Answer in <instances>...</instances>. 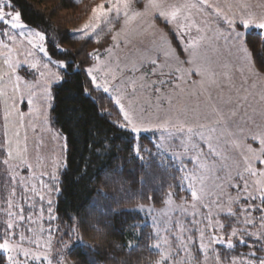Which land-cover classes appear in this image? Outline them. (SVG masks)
<instances>
[{
	"label": "rangeland",
	"instance_id": "rangeland-1",
	"mask_svg": "<svg viewBox=\"0 0 264 264\" xmlns=\"http://www.w3.org/2000/svg\"><path fill=\"white\" fill-rule=\"evenodd\" d=\"M75 1L60 15L73 39L94 44L86 68L93 87L135 135L138 156L171 161L181 174L179 200L171 194L161 208H138L162 254L158 264H264L221 256V247L245 245L237 213L240 226L264 227V74L245 44L253 30L264 38V0ZM66 68L45 35L0 0V233L8 264H72L70 250L85 242L56 213L66 138L51 109Z\"/></svg>",
	"mask_w": 264,
	"mask_h": 264
},
{
	"label": "trees",
	"instance_id": "trees-1",
	"mask_svg": "<svg viewBox=\"0 0 264 264\" xmlns=\"http://www.w3.org/2000/svg\"><path fill=\"white\" fill-rule=\"evenodd\" d=\"M8 1L26 25L45 35L49 53L67 62L62 81L53 88L51 116L55 130L66 138L56 213L62 224L75 227L85 241L70 250L71 263L158 264L162 254L155 248V235L138 208H161L171 194L179 200V170L171 161L138 156L135 135L120 125L112 101L93 87L86 68L93 63L89 50L94 44L73 39L60 15L63 10L76 9L75 0ZM245 44L256 69L264 74L263 36L250 31ZM63 46L66 48L61 52L59 47ZM103 46L96 48L102 50ZM140 140L145 146L151 144L146 136ZM251 205L257 209L254 202ZM259 206L263 223L264 202ZM240 221L237 213L236 236L243 235L240 241L245 245L231 251L221 247V256L236 257V262L249 257L264 263V244H258L264 239V227L245 228ZM5 241L0 233V264H8L1 251Z\"/></svg>",
	"mask_w": 264,
	"mask_h": 264
}]
</instances>
